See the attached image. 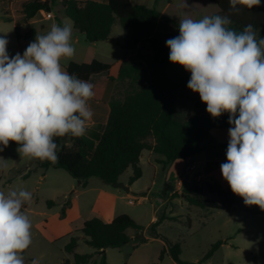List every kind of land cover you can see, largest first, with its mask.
Here are the masks:
<instances>
[{
	"label": "rangeland",
	"instance_id": "374dc122",
	"mask_svg": "<svg viewBox=\"0 0 264 264\" xmlns=\"http://www.w3.org/2000/svg\"><path fill=\"white\" fill-rule=\"evenodd\" d=\"M132 2L154 8L178 25L179 19L185 16L199 20L218 12L216 5L209 0ZM259 7L264 8V0H261ZM19 9L20 0H0V36L7 33L10 56L17 52L23 54L29 44L24 39H16L15 25L23 35L31 29L45 33L53 23H72L57 3L51 5L49 10L40 11L34 18H37L35 23H22ZM178 25L166 22L159 25L157 33L162 44L166 45L168 39L179 35ZM121 35L120 26L114 24L111 37L118 39ZM72 43L76 53L70 61H61L64 69L69 62L89 63L96 59L110 65L105 74L113 77L117 75L120 62L129 55L130 61L144 65L152 55L146 43L140 44L136 50L128 51L111 43H89L74 29ZM176 65L179 70L184 69ZM97 78L92 76L89 82L93 84ZM137 89V85L127 80L108 82L102 101L98 105L93 100L89 101L91 109L95 112L102 107L107 108L103 102L123 99ZM197 95L191 90L177 91L174 103L176 120L184 121L202 113L196 107ZM99 120L95 118L92 126L94 133H99L103 127ZM228 129H212L202 140L199 155L205 157L207 162L202 168H195V164L191 165L192 161L165 163L161 155L143 151L139 158L142 175L130 185L129 192L96 177L89 178L87 186L82 188L66 171L40 169L37 159L21 158L16 151L17 145H9L0 152V191L7 193L22 188L31 192L33 197L32 203L22 209L32 225V243L23 253L25 264H31L33 259H38L40 264H63L64 261L74 264L75 254H89L90 259L86 264H98L100 255L85 243L80 228L84 221L92 217L99 216L109 221L120 214L128 215L138 228L126 230L128 241L121 247L102 250L106 264H176L168 252L161 261L158 260L161 250L168 248L166 241L171 245L177 244L180 259L188 263L198 264L212 244L223 241L212 256L200 264H264V211L258 206H245L243 199L235 195L234 202L226 210H210L189 205L177 196L196 181L207 198L224 204L228 183L222 177L220 165L226 162ZM148 141L152 143V140ZM65 145L69 147L70 143L66 142ZM131 173L128 169L119 176L117 182L128 187ZM47 201H52L53 206L48 207ZM159 219L160 222L153 227ZM71 238L76 239V245L68 253L64 248Z\"/></svg>",
	"mask_w": 264,
	"mask_h": 264
},
{
	"label": "clouds",
	"instance_id": "9594fccd",
	"mask_svg": "<svg viewBox=\"0 0 264 264\" xmlns=\"http://www.w3.org/2000/svg\"><path fill=\"white\" fill-rule=\"evenodd\" d=\"M260 3L229 0L236 11ZM231 24L227 15L180 18L179 35L166 41L168 58L191 73L187 87L199 94L213 119L228 114L222 177L245 206L264 211V38L258 39L252 24L242 31ZM6 34L0 36V152L14 142L21 158L56 164V138L83 137L93 117L94 85L61 64L76 53L73 24L53 23L14 56ZM32 200L22 188L0 191V264H25L32 225L22 208Z\"/></svg>",
	"mask_w": 264,
	"mask_h": 264
},
{
	"label": "trees",
	"instance_id": "16d2710c",
	"mask_svg": "<svg viewBox=\"0 0 264 264\" xmlns=\"http://www.w3.org/2000/svg\"><path fill=\"white\" fill-rule=\"evenodd\" d=\"M216 5L218 12L213 15H227L236 31L252 24L257 31V37L264 38V8L254 7L251 10L238 6L239 11L230 9L229 0H209ZM59 4L66 17L72 22L75 32L83 35L89 43L111 41L114 45L136 50L146 43L152 55L144 65L135 61L123 60L118 67L116 77L106 75L110 65L96 59L89 63L69 62L65 70L76 74L79 78L89 81L92 76H98L93 83L95 102L100 101L105 86L114 80H127L138 89L125 95L123 99H111L108 102V116L99 133L92 136L85 134L76 138L66 135L56 138L60 146L59 162L52 164L38 160L40 169H61L78 181L82 188L87 186L91 177H96L106 184L118 181L120 175L131 170L128 185L141 177L139 158L143 151H149L164 157L165 163L187 158L201 152V142L212 129H227L228 114L225 113L213 119L206 112V104L202 103L199 94L196 107L202 111L187 120L180 121L174 117V103L178 90H190L187 87L191 73L185 69L179 70L176 64L169 61L170 49L161 43L157 29L162 22L178 25L170 18L158 13L154 8L133 4L131 0H22L20 2V20L26 23L34 19L40 11ZM118 24L122 35L120 39L111 37L112 26ZM17 40L24 39L30 43L35 39L36 30L31 29L21 35L18 26H14ZM152 140L150 143L148 140ZM66 142L70 146L65 145ZM10 145H17L10 142ZM178 197H182L189 205L204 209L224 211L234 202L235 194L229 185L224 194V204H219L206 197L201 185L193 181ZM48 207L52 201L46 202ZM68 205V202L66 203ZM25 206L22 208L24 209ZM65 210H62V215ZM160 222L157 220L153 227ZM138 228V225L126 214H120L110 221L99 216L83 222L80 231L87 245L100 255L98 264H106L102 250L119 248L128 241L126 230ZM153 234L156 235L153 230ZM224 242L217 241L198 261V264L210 258L213 252ZM76 239L71 238L64 250L72 252ZM159 254L161 261L168 252L176 264H193L180 259V249L177 244L166 246ZM89 254H75L74 264H86ZM64 261L63 264H68ZM157 264V263H153Z\"/></svg>",
	"mask_w": 264,
	"mask_h": 264
},
{
	"label": "crops",
	"instance_id": "0c3cea01",
	"mask_svg": "<svg viewBox=\"0 0 264 264\" xmlns=\"http://www.w3.org/2000/svg\"><path fill=\"white\" fill-rule=\"evenodd\" d=\"M106 0H104V1H100V2H105ZM20 2H21V0H20ZM131 2H132V0H131ZM133 3V2H132ZM134 4V3H133ZM217 10H218V8H216ZM49 12V11H48ZM159 13V12H158ZM44 14H51V13H44ZM160 14H162V13H160ZM163 15V14H162ZM47 17V16H46ZM37 19V18H36ZM36 19H32V20H30V21H28L27 23H35L37 20ZM49 19V18H48ZM121 37H118V39H120ZM105 43H111V44H113L111 41H106ZM114 45V44H113ZM116 46V45H115ZM118 47V46H117ZM128 51H130V50H128ZM124 60H130V55H129V57L127 58V59H124ZM122 62V61H121ZM120 62V63H121ZM102 98V97H101ZM100 101H102L101 99H100ZM100 101H98V102H96L97 103V105H98V103L100 102ZM108 102L109 101H107V102H103V103H105L106 105H107V108H105V107H102V108H100V109H97V111H95V112H93V117H92V121L89 123V126H88V128H87V131H86V133H88V134H95L94 133V131L92 130V126L94 125V121H95V118L97 117V118H99L100 120H99V123H101V125L103 126L104 124H105V122H106V119H107V116H108V111H109V108H108ZM98 112V113H97ZM100 125V126H101ZM149 152V151H148ZM201 153V152H200ZM200 153H198V154H195V155H193V156H191V157H189V158H187L186 160H184V162L185 163H188V162H191L192 161V163H191V165L192 164H195V168L197 167V168H202V166H204V164H206L207 162H206V160H205V157H201L199 154ZM142 154V153H141ZM141 156V155H140ZM190 165V166H191ZM207 165V164H206ZM190 166H186V168H190ZM209 175V174H208ZM201 176V175H200ZM79 184V183H78ZM87 184H88V181H87ZM128 187H129V191H130V185H127ZM169 195H171V194H169ZM110 221V220H109Z\"/></svg>",
	"mask_w": 264,
	"mask_h": 264
},
{
	"label": "water",
	"instance_id": "95a60500",
	"mask_svg": "<svg viewBox=\"0 0 264 264\" xmlns=\"http://www.w3.org/2000/svg\"><path fill=\"white\" fill-rule=\"evenodd\" d=\"M47 10H49V8H47ZM113 187H118V188H123L125 190V192H129V189L128 187L118 183V182H115L112 184Z\"/></svg>",
	"mask_w": 264,
	"mask_h": 264
}]
</instances>
